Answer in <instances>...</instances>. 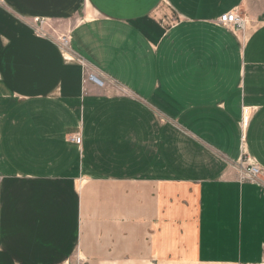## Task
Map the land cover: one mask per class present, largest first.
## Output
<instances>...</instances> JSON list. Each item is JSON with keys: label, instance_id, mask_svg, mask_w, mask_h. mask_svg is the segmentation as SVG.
<instances>
[{"label": "crops", "instance_id": "obj_1", "mask_svg": "<svg viewBox=\"0 0 264 264\" xmlns=\"http://www.w3.org/2000/svg\"><path fill=\"white\" fill-rule=\"evenodd\" d=\"M247 4L0 3V264H264V13L220 24Z\"/></svg>", "mask_w": 264, "mask_h": 264}, {"label": "built area", "instance_id": "obj_2", "mask_svg": "<svg viewBox=\"0 0 264 264\" xmlns=\"http://www.w3.org/2000/svg\"><path fill=\"white\" fill-rule=\"evenodd\" d=\"M3 2V0H0V3ZM37 23L42 22L43 24V20H36ZM220 24L224 25L226 27H230L233 28V30L235 32L237 31H243L245 29L246 26V19L244 17H242L238 11H233L227 14H224L221 18H220ZM65 43L67 44V41H64L62 46H65ZM91 79L95 80L96 82L99 83L100 80H98L96 77L91 76ZM251 116H252V112L250 111V109H244L243 111V128L246 129L247 125L249 124L250 120H251ZM245 138V136L243 137ZM77 142V144L81 145L82 143V138L79 137L77 140H75ZM243 164L240 166L241 168L239 169V171L241 172L242 176L245 179H249V180H257L258 178H260V176L262 175V169L260 168V166L252 161L249 157H245L242 159Z\"/></svg>", "mask_w": 264, "mask_h": 264}, {"label": "rangeland", "instance_id": "obj_3", "mask_svg": "<svg viewBox=\"0 0 264 264\" xmlns=\"http://www.w3.org/2000/svg\"><path fill=\"white\" fill-rule=\"evenodd\" d=\"M248 4L239 12V14L246 19V24H247V19H248L247 15H250L251 13H256V12H257V15L264 13V0H248ZM43 21H44L43 24H42V22L37 23L38 26L41 27V28L45 27L46 30L48 29L50 31H53V29L51 30L48 27L47 22L45 20H43ZM239 32H242V31H237V33H239ZM54 34H57V37H60V40L59 41H60V43H62V45H64L63 44L64 41H67V44L65 43V46H63V48L66 49L67 50V53H68V51H69L68 50L69 49V39L67 37H65V35L62 34L61 32H59V33H55L54 32ZM84 68L87 71V74L85 76V82H87V83L88 82H92V83L97 84L98 86H104V82L102 80H100L99 78H97L93 73L90 72V68L88 67L87 64L84 65ZM91 76H94L98 80H100L99 83L96 82L95 80L91 79ZM241 130H242V127H241ZM79 137H81V136L77 135L76 137L73 138V141L76 144H77V142L75 140H77ZM77 145H79V144H77ZM242 164H243V161L241 160V161H239L237 163L236 167L240 169L241 168L240 166ZM68 263L69 264H87L88 261L83 256H80L79 253H77L75 255V257L73 258V260L71 262L69 261Z\"/></svg>", "mask_w": 264, "mask_h": 264}]
</instances>
